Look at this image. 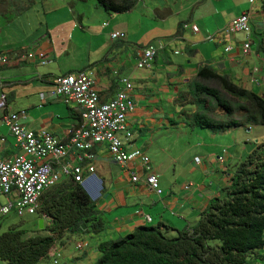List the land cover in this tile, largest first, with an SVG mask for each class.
<instances>
[{
	"label": "crops",
	"instance_id": "crops-1",
	"mask_svg": "<svg viewBox=\"0 0 264 264\" xmlns=\"http://www.w3.org/2000/svg\"><path fill=\"white\" fill-rule=\"evenodd\" d=\"M13 1L4 0L2 5L9 6ZM89 1H54V9L68 11L63 23L70 29L62 41L58 39V44L48 32L32 45L48 51L50 62L47 65L20 61L18 56L23 51L13 44L6 48L0 46V51L12 55L11 63L0 71L7 81L4 91L9 107L13 111H27L22 122L29 130L48 129L62 140H68V132L80 116L79 108L65 104L62 96L51 95L55 75L90 72L96 77L104 101L116 96L121 87L119 76L129 77L134 84L137 107L128 116L133 137L127 150L141 148L149 155L164 192L158 195L143 181L133 182L131 171L142 179L145 173L136 164L126 168L114 162L107 145H97L94 165L100 193L93 201L104 229L100 233L90 232L97 243L91 246V252L70 253L67 258L74 264H92L100 255V243L124 237L139 226L161 225L181 230L190 227L200 219L211 200L224 195L223 190L231 183L236 165L243 161L241 155L236 154V148L232 151V140L240 145L243 136L233 128L204 130L191 126L186 116L189 107L183 105L180 97L190 90L200 66L209 65L235 83L264 96V50L261 49L264 47V1L252 4L251 0H211L216 7L215 17L210 16V22L201 18V24L192 12L209 0H137L132 10L124 13L128 23H123L126 19L119 17L121 15L103 13L104 20H116L106 32L91 21L86 22L87 18L90 20L87 15L91 17L87 8ZM91 1L93 8L96 2ZM223 3L226 5L217 6ZM192 8V16H188ZM94 10L98 11L99 7L95 6ZM245 11H251L252 39L255 34L261 40L257 49L252 40V53L246 57L241 52L245 34L226 37V41L219 38L220 31ZM185 23L198 25L199 33L192 32L196 35L194 40L184 32ZM80 30L85 34L82 40L77 36ZM112 32H124L127 39L113 40ZM210 36L215 39H209ZM158 41L166 45L152 68H138L141 51L149 43ZM227 45L232 46L228 53ZM73 49L74 57L65 59ZM254 67H259L260 72L254 73ZM243 127L251 132L250 128ZM2 136L6 140H0V159L20 152L8 127L0 121V139ZM197 157L200 163L196 162ZM69 161L75 163L74 159ZM184 166L188 171L183 170ZM146 216H151V222L146 221ZM83 235H67L68 242L75 238L82 240ZM66 245L67 242L61 247ZM249 262L264 264V254L258 250Z\"/></svg>",
	"mask_w": 264,
	"mask_h": 264
},
{
	"label": "trees",
	"instance_id": "trees-1",
	"mask_svg": "<svg viewBox=\"0 0 264 264\" xmlns=\"http://www.w3.org/2000/svg\"><path fill=\"white\" fill-rule=\"evenodd\" d=\"M136 2L97 0L109 13L129 12ZM180 98L184 106L192 105L186 110L191 126L226 130L264 125V96L209 65L200 66L190 90ZM218 108L223 114L218 115ZM62 180L68 181L43 194L36 213L49 224L32 233L11 226L0 235V261L39 264L51 255L56 243L64 245L67 235L104 229L84 187L72 177ZM223 191L224 195L211 200L190 227L143 225L124 237L100 243L95 264H248L264 247V154L255 150L238 163Z\"/></svg>",
	"mask_w": 264,
	"mask_h": 264
},
{
	"label": "built area",
	"instance_id": "built-area-1",
	"mask_svg": "<svg viewBox=\"0 0 264 264\" xmlns=\"http://www.w3.org/2000/svg\"><path fill=\"white\" fill-rule=\"evenodd\" d=\"M3 0H0V3ZM264 0H251V3ZM191 27L199 33L196 24L185 23L183 28ZM239 33L245 34L241 52L244 57L251 55L253 41L251 37V11H245L231 20L221 31L219 38L226 41ZM113 40L127 39L124 32H112ZM209 39H215L210 36ZM162 41L149 43L139 54L137 67L150 69L160 51L165 49ZM231 45L225 47L228 53ZM20 61L36 62L47 65L50 62L48 51L42 47H32L18 56ZM12 55L0 51V71L11 63ZM264 62V56L262 58ZM254 73L260 72L259 67L253 68ZM118 74L117 72H115ZM55 89L52 96H62L68 106L79 108L78 123L69 130L68 140H62L48 129L29 130L22 122L27 111H13L9 107L8 95L4 91L7 81L0 75V121H3L16 141L19 153L0 159V221L12 213L23 217L36 214L41 206L43 194L56 186L64 177L74 178L95 199L99 191L98 178L95 174L94 162L97 160L95 147L106 144L111 160L128 167L136 164L144 173L142 179L135 171H131L133 182L143 181L151 190L162 195L164 190L160 184V176L154 171L151 160L141 148L127 150V144L133 137L128 127V116L135 112L137 103L133 96L134 84L127 76H119L120 89L116 96L104 101L101 99L96 77L88 71L59 74L53 78ZM45 100V97H43ZM1 142L6 137H1ZM74 159L75 163H71ZM197 163L201 160L196 159ZM223 161V157H219ZM88 172V175H86ZM189 188V186H186ZM147 222L151 216L145 217ZM86 243L78 242L77 248L82 249ZM54 263L62 256L60 249L53 251Z\"/></svg>",
	"mask_w": 264,
	"mask_h": 264
},
{
	"label": "rangeland",
	"instance_id": "rangeland-1",
	"mask_svg": "<svg viewBox=\"0 0 264 264\" xmlns=\"http://www.w3.org/2000/svg\"><path fill=\"white\" fill-rule=\"evenodd\" d=\"M54 1L53 0H15L12 3H10L9 6L2 5L1 2L0 3V46L2 48H6L10 44H13L14 46H16V48H19L24 52L26 50H30L34 42H37L39 38H41L44 34L48 32L51 34L55 44L60 43L59 41H62L63 36L67 35L70 29V26H68L67 24L64 25L63 23L64 19L67 18L68 11L66 12V10L63 9L57 10L58 7H55L54 9L53 8ZM209 1L210 2L206 5H201L200 7L197 8L195 7L194 12H192V14L194 13L193 17L196 20H198V22L201 24L203 23L202 20H200L201 18L205 17V19H207V22H210L212 21L210 18L215 17L214 13L216 7L214 6V4L211 3L212 2L211 0ZM95 2L96 4L94 5V7L98 6L99 10L95 11L94 7L92 8V1L90 0L87 3V8H90V10L89 9L88 10L89 12H91V17L90 15H87L90 20H88L87 18L86 22L91 21L99 29L104 30V32H106L111 28L110 25L111 24L113 25V23L116 22V20H112V21L109 19L104 20L103 13L108 14L109 12H107L102 6H100L97 3V0H95ZM224 3L223 5H217V6H225L226 4ZM192 10L193 8L190 9L188 16H192L191 14ZM110 15H121L119 17H122V19H124L125 17L126 19L125 21H123V23H128L127 16L124 13L112 12L110 13ZM184 32H187L186 35L190 40L195 39L196 35L192 33L193 31L191 27L184 28ZM77 33H78L77 36H80L82 40V38L85 36L83 31L80 30L77 31ZM252 40H254L255 42L254 47L255 48L258 47V44L261 40L257 36H255V34H253ZM74 51H75L74 49L71 50L70 54L64 56V58L67 60L73 58ZM186 105H187L186 107H192L191 103H188ZM222 112L223 111L220 108H218L217 110L218 115L223 114ZM199 128L204 130H209L208 128L205 127L203 128L199 127ZM249 128L251 132H249L247 128L244 127L233 128L234 131H236L238 134L241 133V135L243 136V139L240 140L241 141L240 145H235L234 140H232L233 141L232 145L234 146V148L232 147V151L235 152V148H236V152H237L236 154L238 155L240 154L242 160H245L255 150H259L264 154V125L249 126ZM238 134H237V138H238ZM238 139H240V136ZM205 142H207L206 138H205ZM244 150H246L245 153ZM188 169H189L188 167L187 168L185 166L183 167V170L185 172L188 171ZM65 181L68 180H62V182H59L58 184H61ZM4 200H5L4 197H0L1 202H3ZM38 219L39 216L37 214H26L23 217H21L15 213H12L0 221V235L3 234L5 231H7L13 225L20 226L22 229L30 233L35 232L38 230ZM83 236L85 241L86 240L89 241L88 242L89 244L82 251L91 252V246H95V244H97L94 239V234L84 233ZM66 237L64 238V244H66L67 242V245L61 247L64 256H61L59 258L58 263L56 264H74L75 262L71 261L67 257H70L71 252L72 255L81 252L76 250V245H75L79 239L75 238L68 242V239ZM260 252L264 254V247L260 249ZM98 258L99 257H97L92 264H95ZM53 260H54V256L48 255L46 258L41 260L39 264H55ZM0 264H5V263L0 261ZM248 264H252V263L248 262Z\"/></svg>",
	"mask_w": 264,
	"mask_h": 264
},
{
	"label": "clouds",
	"instance_id": "clouds-1",
	"mask_svg": "<svg viewBox=\"0 0 264 264\" xmlns=\"http://www.w3.org/2000/svg\"><path fill=\"white\" fill-rule=\"evenodd\" d=\"M249 128V127H248ZM145 152V151H144ZM148 155V154H147ZM149 156V155H148ZM150 158V157H149ZM151 160V159H150ZM152 165V164H151ZM153 167V166H152ZM63 179H65V178H63ZM61 182V181H60ZM190 187V186H189ZM88 193V192H87ZM92 199V198H91ZM93 200V199H92ZM40 218H44L45 219V223L47 222V224H49L48 223V220H47V218H45V217H40ZM39 218V219H40ZM38 219V220H39ZM151 222V221H150ZM86 225V224H85ZM45 228V227H44ZM86 228H87V226H86ZM85 230V229H84ZM78 242H84V243H86V245L82 248V249H78L77 247H76V250H78V251H82V250H84V248L88 245V243L85 241V239H82V240H78L77 242H76V246H77V243ZM61 245L62 244H60V243H56L52 248H51V250H50V254L52 255V253H53V251L54 250H56V249H60L61 250V252H62V256H64L63 255V251H62V249H61ZM53 262H54V260H53Z\"/></svg>",
	"mask_w": 264,
	"mask_h": 264
},
{
	"label": "water",
	"instance_id": "water-1",
	"mask_svg": "<svg viewBox=\"0 0 264 264\" xmlns=\"http://www.w3.org/2000/svg\"><path fill=\"white\" fill-rule=\"evenodd\" d=\"M38 227H39L40 230L44 229V227H45V219L44 218H40L38 220ZM83 229H86V225L85 224L83 225Z\"/></svg>",
	"mask_w": 264,
	"mask_h": 264
}]
</instances>
